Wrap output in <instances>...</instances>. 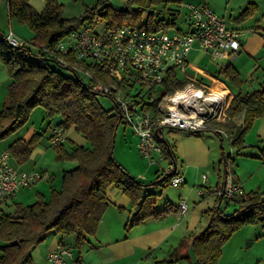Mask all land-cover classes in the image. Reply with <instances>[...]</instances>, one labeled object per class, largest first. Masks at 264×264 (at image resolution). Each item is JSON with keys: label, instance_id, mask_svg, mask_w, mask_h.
<instances>
[{"label": "trees", "instance_id": "obj_1", "mask_svg": "<svg viewBox=\"0 0 264 264\" xmlns=\"http://www.w3.org/2000/svg\"><path fill=\"white\" fill-rule=\"evenodd\" d=\"M103 1L99 0L100 3ZM127 1L129 5L126 9H116L105 4L98 9L97 6L87 8L84 14L75 18L63 17L61 4L57 0H47L42 11L35 9L30 0H7V10L11 20L25 23L34 31L32 44L38 48L55 45L70 31L85 23L95 24L98 21L95 20L96 15L107 17L111 24H135L142 22L139 17L141 12L149 9L153 22L149 20L148 23L166 28L165 20L155 22L156 9L149 7L150 2L160 0ZM134 2L138 4L137 8H132ZM254 8L248 7L242 14L247 15ZM0 35L4 33L0 32ZM24 51H32V48H18L0 40V59L12 78L8 99L0 110V140L24 126L32 111L42 106L48 110L51 118H62L58 127L65 130L74 127L90 141L91 147L78 146L69 151L63 144L56 146L61 159L77 161L76 167L64 171L61 188L53 189L49 200L41 198L28 205L14 203L12 212L0 215V264H33L32 249L44 241L47 232L52 229L74 234L75 245L80 249L88 236L97 232L109 206L107 190L110 186L126 194L136 208L131 225L168 212L170 204L163 209L158 208V194H145L153 183L139 181L114 156L116 131L123 122L117 107L104 109L98 94L91 89L90 81L77 71L78 77L75 76L71 67H63L55 62L36 65L23 58ZM54 63L71 73L54 69ZM87 67L95 75L93 82H112V78L102 73L99 67ZM224 75L233 84L241 85L239 72L233 65L225 67ZM216 81H219L218 76ZM187 82L186 78L173 74L165 81L166 90L172 92ZM227 111L233 118L243 113L242 122L212 121L207 130L219 134L223 131L233 139L232 146L243 147L247 131L257 118L264 115V88L246 94L241 91L229 94ZM38 138L39 134L35 133L28 141H15L10 147L11 154L27 157ZM155 138L162 146L166 159L175 164L176 157L169 142L156 132ZM223 156L225 174L233 173L231 162L225 154ZM171 176L167 174L162 179L170 180ZM224 201L233 202L218 196L215 205L208 210V225L192 238L181 240L179 247L160 262L171 263L174 257L186 258V249L191 246L197 259L195 264H218L222 248L233 234L243 224L264 218V192L245 191V197L236 199L238 207L230 213L226 212L229 203L225 204L224 210ZM15 241L17 243H13Z\"/></svg>", "mask_w": 264, "mask_h": 264}, {"label": "built area", "instance_id": "obj_2", "mask_svg": "<svg viewBox=\"0 0 264 264\" xmlns=\"http://www.w3.org/2000/svg\"><path fill=\"white\" fill-rule=\"evenodd\" d=\"M183 7L187 9V31L158 28L148 21L135 24L107 22L101 31H97V21L70 31L68 41L61 39L53 46L35 47L13 31L0 35V40L18 48L30 46L32 51H24L23 58L36 65L55 62L79 72L90 81L93 91L114 99L123 122L132 127L138 138L140 153L151 159L158 153L166 159L155 132L163 135L167 127L199 132L207 130L212 121L237 120L228 114L229 93L221 78L215 85L208 86L188 73L191 50L198 47L214 61L228 59L242 49V37L247 31L256 32L255 29L230 28L225 17L205 3H185ZM87 66L99 67L112 82H93L95 75ZM219 69L223 67L219 66ZM173 74L184 76L188 82L170 92L166 90L165 81ZM65 138L66 130L58 127L53 133L52 144H63ZM46 174L45 171L18 170L10 162V150L2 151L0 202L14 197L22 187L35 184ZM167 174H172L170 182L174 186L184 180L172 163L162 176ZM202 177L200 195L206 192L204 183L209 176L203 174ZM214 194L234 201L244 198L245 190L236 175L228 173L222 185L214 188ZM189 209V203L181 199L176 210L179 216H185ZM72 257L70 244H59L47 255L49 264H67Z\"/></svg>", "mask_w": 264, "mask_h": 264}, {"label": "crops", "instance_id": "obj_3", "mask_svg": "<svg viewBox=\"0 0 264 264\" xmlns=\"http://www.w3.org/2000/svg\"><path fill=\"white\" fill-rule=\"evenodd\" d=\"M188 3L207 4L214 12L225 17L230 28L255 29L256 31L255 33H249L247 31L242 37V49L230 56L235 61L233 66L239 72V78L242 81L240 86L233 84V82H231V80L224 75V69L228 63H222L225 60L228 61L230 57L228 59L214 61L204 51L199 50L198 47H194L190 54L197 53V58L195 61H198L204 57H208V62L216 64L215 68L211 70L210 68L205 69L202 66H196L194 69L208 73L210 75V79L213 81L212 85L217 83L216 78L218 76V78H221L222 82L225 84L226 89L228 85H232L237 89V91L233 93L229 91V94H234L239 91H241L243 94H246L255 90H262L264 88V78L261 82V89L254 88L252 90H247V87L249 84L253 85L255 81H260V76L264 75V0H201L198 2ZM251 6H255V8L252 11L249 10V14L243 15L242 13L248 7L251 8ZM219 66L223 67V69L220 70ZM189 67H192V63L189 64ZM261 70L262 74H259ZM244 73L246 76H244ZM180 76L184 78V76ZM191 76L196 77V79L199 81L196 74ZM11 81L12 78L9 76L6 65L0 59V110L8 99ZM36 112L39 114V116L33 118L34 115L37 114ZM242 117L243 113L236 118V121H241ZM47 118H50L51 121L46 128V121L48 120ZM39 119H42L43 123L39 124V131H35V129H37V120ZM61 120L62 118L60 116L51 118L48 115V110L46 108L37 106L32 111L29 121L24 126L0 140V146L3 147V151L7 149L10 150V147L15 141L21 139L28 141L35 133H38L39 138L35 142L29 155L27 157L23 155V158L21 156L17 157L10 152V162L13 166L21 171L38 170L45 172L49 171L51 173L47 179L43 178L31 186L22 187L14 197L1 201L0 213L12 212L14 209V203L28 205L33 204L41 198L49 200L52 190H58L61 188L64 171L68 170L66 169V165L70 164V160L61 159L59 157L57 147L52 144V136L55 131V127L58 128L57 125ZM46 129H51L48 138H45V131H47ZM33 130L35 132L31 133ZM250 130L251 131L249 134L245 136L244 144H246V146L251 145L249 142H247V138L253 141L252 144H255L257 140L264 142V115L255 120ZM42 131H44V133ZM222 132L223 131H220V134L216 132L215 133L221 137L223 149L225 141L222 137ZM171 134L177 137L174 145L169 143L176 157L175 163L177 168L179 169L178 161H180V159L183 161H188L187 166L185 167L186 169H184V173L187 178V174L191 171L192 175L190 176V184L192 186L196 185V183L200 181L197 177L198 171L200 170V166L197 165L199 162H193L196 154L195 150L197 149L191 146V143L186 145L185 138L182 137L180 133H174L171 131ZM248 135H252V137ZM210 141L212 143L215 142L212 138ZM63 146L65 149L71 151L78 146L91 147V143L81 133L77 132L74 127H71L70 129L66 130V138L63 142ZM223 152L225 153L224 150ZM1 153L2 150L0 154ZM214 156H216L214 154V150H211L209 153L206 152L207 160L205 163L207 165H210V163L213 164ZM241 158L242 157L239 156L237 159H235V164H237L238 167L234 166L232 171L241 182L244 190L246 192H264V190H262L264 188V182H262L261 179L264 178V160L258 162L253 161L255 167H250L252 168L250 170L249 167L244 165V162H247V160L245 158ZM248 160L250 164H252L250 159ZM50 161L53 165L58 167L55 169V171L50 169L51 166L48 164ZM169 163H171L170 160ZM224 178L225 170L222 173H218L216 177L213 178L214 180L210 178L208 184H204V186L208 188L206 189L205 194L200 195L201 198L195 200L196 202H189L191 207L189 212L184 217L181 218V216L177 214L176 209L178 206L174 205V207L171 206L170 210L163 215L158 217H147L133 225H131V221L134 213L136 212V208L132 206L131 199L117 187L110 186L107 190L109 206L103 215L101 222L99 223L96 234L91 235L95 238L90 239L91 237L88 236L89 239H87L86 242L89 245H87L85 242L79 249L75 244H72L71 240L69 239L72 236L75 237L74 234L62 232L60 233L62 235L57 238L54 236L48 237L52 232L50 230L45 236V239L48 237L49 244L47 245L48 249L46 248L44 260L41 259V256H34L35 253H33V250L35 248H33V264H49L47 259L48 252L55 249L59 244L63 243L70 244L73 247V257L68 259L67 264L70 262H73V264H85L86 262L88 263V260H90L89 262L92 263L95 262V259L98 260V263L95 262L96 264H127L137 250L139 252V257L144 259L145 263L156 262V264H179V261L186 259L185 261L188 264H195L197 259L191 246L186 249L188 253L186 258H177L171 263H162L160 261L169 257L171 253H173L175 249L179 247L181 240L185 238H192L208 225L210 220L208 210L215 205L217 199V196L214 194V188L217 185L223 183ZM186 189L187 187H185V190ZM158 190L159 188L157 186L152 185L148 191H145V194L151 192L158 194ZM211 199L213 200V203L210 202ZM185 200L187 201V199ZM229 207L226 209V212L232 209V207ZM158 208L163 209L159 206ZM157 247L159 249V253L163 256L160 257L155 255ZM93 253L95 255L94 257H91V254ZM222 256L223 248L220 259ZM138 262L140 263L141 260ZM228 264H230V262Z\"/></svg>", "mask_w": 264, "mask_h": 264}, {"label": "rangeland", "instance_id": "obj_4", "mask_svg": "<svg viewBox=\"0 0 264 264\" xmlns=\"http://www.w3.org/2000/svg\"><path fill=\"white\" fill-rule=\"evenodd\" d=\"M57 1L61 4V14L65 18L79 17L85 13L87 8L94 6H97L98 9L105 4H108L116 9H126L128 8L129 5L127 0H104L103 3H100L99 0H57ZM198 1L201 0H160V1L150 2L149 7H151L152 9H156V12L157 11L160 12L158 16H156V12H155V17H154L156 19L155 22H158L159 20H165L166 25L164 26L170 31L176 29H183L187 31L189 28L185 15L187 9L183 7V5L188 2H198ZM30 2L35 7V9H37L38 11H42L46 6L47 0H30ZM131 6L132 8H137L138 4L134 2L131 4ZM139 17L141 21L150 20L149 22L151 23L153 22V18L150 19L149 9L147 11L141 12ZM95 20L99 21V25L97 26L96 29L97 31H101L103 27L107 24V22H109L107 17L103 18L98 15L95 16ZM169 22H173V24L169 25ZM156 27L161 28V26L157 24ZM9 31H13V33L16 36L22 38L23 40H26L27 42H32L34 38V31L27 24L21 23L16 19L11 20L9 18L6 0H0V32L6 34L9 33ZM67 38L68 37L66 35L63 37L62 40L68 41ZM196 58H197V53L190 54L189 60H190V64L192 63L193 68L189 67L188 73L190 75L196 74L199 81L202 82L203 84L212 85L213 81L210 79V75L208 73L198 71V69H194V68L196 66L199 67L202 66L205 69L210 68L211 70L215 68L216 64L208 62L209 60L208 57L207 58L204 57L199 59L198 61H195ZM234 62L235 61L232 59V57H230L228 61L225 60L222 64L228 63L234 65ZM53 66L54 69L59 70L61 72H69L65 70V68H62L61 66L55 63L53 64ZM261 72L262 70L260 71L259 74H262ZM244 76H246L245 73ZM263 78L264 75H261L260 81L258 82L255 81L253 85L249 84L247 90H252L254 88L261 89L262 88L261 82ZM226 90L228 91V93L229 91H231L232 93L237 91V89L232 85H228ZM97 97L104 109L109 110L116 106L114 99L109 95L98 94ZM38 116L39 114L37 113L34 115L33 118ZM47 119L48 120L46 121V128L48 127V124L51 121L50 118ZM37 122H38L37 129H35V131L36 130L39 131L40 128L38 129V126L40 123H43V120L39 119L37 120ZM56 129L57 128L55 127V130ZM46 130L47 131H45V138H48L51 129H46ZM35 131L33 130L31 133H34ZM171 131L174 133H180L182 137L185 138L186 145L191 143L192 144L191 146L197 149L195 150L196 154L193 162L195 163L199 162V164L197 165L200 166V170L198 171L197 177L198 180L200 181H198L196 185L192 186L190 184V176L192 175L191 171L187 174V178H186L184 169H186L185 167L187 166L188 161H183L182 159L178 161L179 163L178 173L179 175L184 177V180L178 186L172 185L170 180H163L162 174L167 172V169L170 166L169 160L162 159L158 153H155L153 155V159L143 156L139 152L137 146L138 139L136 135L133 133L132 127L127 125L125 122H121L115 135L114 156L116 160L120 164H122L130 172V174L132 176H135L139 181H142L143 183L146 184L154 183L153 186H157L159 188L157 201H158V206L160 208H164L167 204H170L171 206L174 205L178 206L181 199H187L188 203L189 202L191 203L192 201L196 202L195 200L200 199L201 196L200 194H198V191L202 187V184L204 182L202 175L207 174L211 179H213L216 177L218 173H222L225 170L224 169L225 164L223 162V157H224L223 154H225V156L228 157L229 162H231L232 164V168L234 166L238 167L237 164H235V159H237L239 156L247 160V162H244V165L249 168L252 166L253 168L255 167L253 161L258 162L264 160V156H263L264 142L260 140H257L255 144H252L253 141L247 138V142H249V144L253 146L251 145L246 146V144H244L243 147H239L237 145L232 146L229 136L224 132H222V137L225 141V144L223 145V149H222L221 137L216 135V133L211 130L199 131L197 132L199 134H196L190 130L167 127L164 130L163 138L167 140L171 145H174L175 140H177V137L173 136L171 134ZM250 131L251 130H248L246 135L249 134ZM42 132L44 133V131ZM248 136L252 137V135H248ZM211 138L214 139L215 141L214 143L210 141ZM209 143L211 150H214V154L216 156H214L213 164L210 163V165H207L205 163L207 160L206 152L209 153L211 151L209 148ZM1 150L3 151V147L0 146V152ZM223 150L225 151V153L223 152ZM248 159H250L252 164H250ZM69 163L70 164L66 165L67 166L66 169L68 170L76 167L77 165V162L75 160H70ZM48 164H50L51 166L50 169L53 171H55V169L58 168L56 165H53L51 161ZM251 169L252 168H250V170ZM50 174L51 173L47 171V174L45 175L44 179H47L46 177L50 176ZM158 175L160 177H158ZM209 179L204 184H208ZM261 179L262 182H264V178ZM185 187H187L186 190ZM262 190H264V188ZM29 191L32 192L31 190ZM210 202L213 203V200L211 199ZM227 203H229V206L232 207V209L227 211L229 213L232 212L236 207H238L236 200H234L233 202L224 201L223 203L224 210L226 209L225 204ZM1 214L2 213H0V215ZM124 214L127 215L126 213ZM182 217L184 216H181V218ZM51 231L52 232L49 234L48 237L54 236L57 238L60 235H62L60 234L62 232L56 231L54 229H52ZM48 237L44 241H42L39 245L34 247L35 249L33 250V253H35L34 254L35 257L41 256V259L44 260L46 248L47 245L49 244ZM89 237H91L90 239L95 238L91 235ZM69 239L71 240L72 244H75V237L72 236ZM86 244L89 245L87 242ZM153 249L155 250L154 247ZM94 255H95L94 253L91 254V257H94ZM155 255L160 257L163 256L159 253L158 247L156 248ZM174 258L176 259V257ZM139 260H141L140 263L138 262ZM185 260L186 259H182L181 261H179V264H188ZM89 261L90 260H88V263L86 262L85 264H96L95 262L98 263L97 259H95V262L92 263H90ZM229 262L230 264H264V218L259 219L256 222H250V223L248 222L243 224L233 234V236L224 244L223 256L220 259L219 264H228ZM71 264H73V262ZM127 264H156V262L145 263V260L139 257V252L137 250L134 256L131 257L130 261H128Z\"/></svg>", "mask_w": 264, "mask_h": 264}, {"label": "water", "instance_id": "obj_5", "mask_svg": "<svg viewBox=\"0 0 264 264\" xmlns=\"http://www.w3.org/2000/svg\"><path fill=\"white\" fill-rule=\"evenodd\" d=\"M153 11V10H152ZM160 14V12L159 11H157L156 12V15L158 16ZM73 71V70H72ZM73 74L75 75V76H77L78 77V74H77V72H75V71H73ZM98 94V93H97ZM177 170V165H176V163H175V171ZM13 243H17V241H15V242H13Z\"/></svg>", "mask_w": 264, "mask_h": 264}]
</instances>
